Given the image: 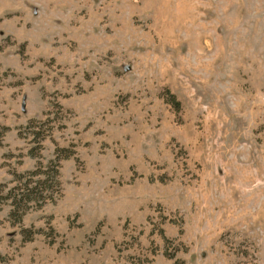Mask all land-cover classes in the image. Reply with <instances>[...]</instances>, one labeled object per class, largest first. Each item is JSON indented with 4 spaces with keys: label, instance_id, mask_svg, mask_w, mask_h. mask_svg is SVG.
Instances as JSON below:
<instances>
[{
    "label": "rangeland",
    "instance_id": "374dc122",
    "mask_svg": "<svg viewBox=\"0 0 264 264\" xmlns=\"http://www.w3.org/2000/svg\"><path fill=\"white\" fill-rule=\"evenodd\" d=\"M0 264H264V0H0Z\"/></svg>",
    "mask_w": 264,
    "mask_h": 264
},
{
    "label": "trees",
    "instance_id": "16d2710c",
    "mask_svg": "<svg viewBox=\"0 0 264 264\" xmlns=\"http://www.w3.org/2000/svg\"><path fill=\"white\" fill-rule=\"evenodd\" d=\"M50 172L53 173L52 176H49ZM58 176V169L51 167L46 171L39 169L17 177L15 187L11 191L13 196L4 198L5 201L11 200L13 210L10 217L15 219L16 215H19L15 221L20 222L22 216L28 211V205L33 204L32 207L40 208L48 200H53L54 193L60 186Z\"/></svg>",
    "mask_w": 264,
    "mask_h": 264
}]
</instances>
